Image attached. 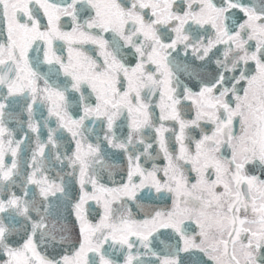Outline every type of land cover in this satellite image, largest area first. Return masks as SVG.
<instances>
[{"label":"snow or ice","instance_id":"1","mask_svg":"<svg viewBox=\"0 0 264 264\" xmlns=\"http://www.w3.org/2000/svg\"><path fill=\"white\" fill-rule=\"evenodd\" d=\"M0 264H264V0H0Z\"/></svg>","mask_w":264,"mask_h":264}]
</instances>
